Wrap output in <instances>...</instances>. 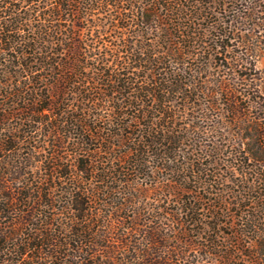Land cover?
Returning a JSON list of instances; mask_svg holds the SVG:
<instances>
[{"label": "trees", "instance_id": "obj_1", "mask_svg": "<svg viewBox=\"0 0 264 264\" xmlns=\"http://www.w3.org/2000/svg\"><path fill=\"white\" fill-rule=\"evenodd\" d=\"M263 50L264 0H0V264H264Z\"/></svg>", "mask_w": 264, "mask_h": 264}, {"label": "rangeland", "instance_id": "obj_2", "mask_svg": "<svg viewBox=\"0 0 264 264\" xmlns=\"http://www.w3.org/2000/svg\"><path fill=\"white\" fill-rule=\"evenodd\" d=\"M256 66L259 69H264V50L262 51L261 55L259 56L257 63H256ZM261 84H262L261 90L264 93V79H263V82ZM184 142L188 143V144L184 147V150L181 152V158L182 159H185L188 161L190 160L192 164H194V165L198 164L199 166H201L202 162L207 163L208 160H210L211 157L209 155H207V153H204V149L202 147H200L198 145V142L196 140H194L192 137H190V135L187 138V141L185 139ZM211 163H214V161H212ZM203 166H205V165L203 164ZM235 179H239V178L235 175L232 179L228 180L225 184V185L229 186L230 190H236L237 189L238 185H237V181ZM228 201L230 203L232 202V201H230V199ZM241 202H242L241 204H243V203L247 204L245 208H247V209L250 208V197L244 199ZM231 205H229V206H231ZM231 208L233 210V208L235 209V206L231 207ZM235 211H236V209H235ZM234 221H238V218H236V219L234 218Z\"/></svg>", "mask_w": 264, "mask_h": 264}]
</instances>
